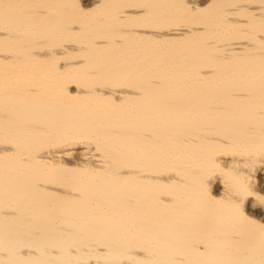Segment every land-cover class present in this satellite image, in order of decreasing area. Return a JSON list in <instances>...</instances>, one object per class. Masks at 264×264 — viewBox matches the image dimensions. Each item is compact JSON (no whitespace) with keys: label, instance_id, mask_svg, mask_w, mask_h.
I'll return each instance as SVG.
<instances>
[{"label":"bare ground","instance_id":"1","mask_svg":"<svg viewBox=\"0 0 264 264\" xmlns=\"http://www.w3.org/2000/svg\"><path fill=\"white\" fill-rule=\"evenodd\" d=\"M0 264H264V0H0Z\"/></svg>","mask_w":264,"mask_h":264}]
</instances>
